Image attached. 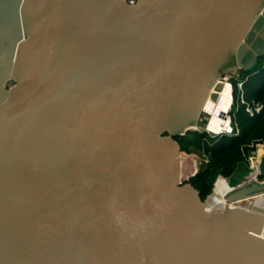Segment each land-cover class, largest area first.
Wrapping results in <instances>:
<instances>
[{
	"label": "water",
	"instance_id": "95a60500",
	"mask_svg": "<svg viewBox=\"0 0 264 264\" xmlns=\"http://www.w3.org/2000/svg\"><path fill=\"white\" fill-rule=\"evenodd\" d=\"M263 3L0 0V264H264V213L232 205L264 180L208 210L179 141L218 135Z\"/></svg>",
	"mask_w": 264,
	"mask_h": 264
},
{
	"label": "trees",
	"instance_id": "16d2710c",
	"mask_svg": "<svg viewBox=\"0 0 264 264\" xmlns=\"http://www.w3.org/2000/svg\"><path fill=\"white\" fill-rule=\"evenodd\" d=\"M239 75L240 81L245 79L244 102H241L240 94L236 93V103L231 112L237 133L212 137L207 132L190 131L179 137L183 151L190 153L193 146L202 149L209 158L190 181L201 192L203 200L212 193L214 181L219 174L232 176L239 163L245 160L251 151L256 150L257 144L264 146V56L253 69L241 70ZM254 100L260 102L263 107L251 114L246 107Z\"/></svg>",
	"mask_w": 264,
	"mask_h": 264
},
{
	"label": "rangeland",
	"instance_id": "374dc122",
	"mask_svg": "<svg viewBox=\"0 0 264 264\" xmlns=\"http://www.w3.org/2000/svg\"><path fill=\"white\" fill-rule=\"evenodd\" d=\"M226 80L228 82H231L232 84V99H233V104L232 107H230V112L228 113V115H230L231 117V112L234 108V105L236 103V93L240 94V100L241 102H244L243 100V81H240V75L239 73L237 74L236 72H232L231 74H226ZM236 82H237V87H236ZM255 102L257 101H252L251 106L255 104ZM209 118H207V116L202 113V115L200 116V120H207L208 121ZM230 125L233 126L232 121L230 122ZM234 128V126H233ZM237 133V130L234 129L233 133H223V134H234ZM223 134H218L215 137H219ZM192 151L190 153H186L185 151H183L184 155L186 158L190 157L192 159H194L195 161H197L198 163V168L201 169V167L207 163L209 161V158L207 155L204 154V152L202 151V149H197L193 146H191ZM262 150V151H261ZM255 152H257L256 154H254ZM185 161V160H184ZM249 172V173H248ZM253 178H257L259 181H263L264 180V146L261 144H257L256 146V150L255 151H251L249 153V155L247 156V158H245V160H243L242 162L239 163L235 173L230 176V177H225L223 179H221V183L226 184L228 186H232V184H235L238 182H242L245 180H252ZM214 194V192L212 191L211 195ZM253 202V199H250ZM255 210L264 213V210L260 207H255Z\"/></svg>",
	"mask_w": 264,
	"mask_h": 264
},
{
	"label": "bare ground",
	"instance_id": "6f19581e",
	"mask_svg": "<svg viewBox=\"0 0 264 264\" xmlns=\"http://www.w3.org/2000/svg\"><path fill=\"white\" fill-rule=\"evenodd\" d=\"M223 81L224 84L219 94L218 101L216 102L208 98L206 99L202 107L203 108L202 113H204L207 116V118H209L205 124L206 129L208 131H213L216 134L226 133V131L231 128L230 126L231 117L230 115H228V113L230 112V107H232L233 104L232 84L226 80ZM183 160H186V157H184ZM240 184L242 183L241 182L236 183L235 181V184H232V186H228L226 184L219 182L217 184L214 194L210 196L209 202L206 205L207 209L213 210L216 208L223 207L227 202L226 201L227 192ZM251 199H253V202L251 201L253 204L252 206L262 207L264 210V194L258 195L255 198H251ZM248 200H250V198Z\"/></svg>",
	"mask_w": 264,
	"mask_h": 264
},
{
	"label": "built area",
	"instance_id": "2783aa9c",
	"mask_svg": "<svg viewBox=\"0 0 264 264\" xmlns=\"http://www.w3.org/2000/svg\"><path fill=\"white\" fill-rule=\"evenodd\" d=\"M261 13H264V3H263V6H262V10H261ZM224 80H226V76L223 78ZM227 81V80H226ZM231 83V82H230ZM263 107V105L260 103V102H255L254 106L252 105H247L246 109L248 112H250L251 114H254V111H258L260 110L261 108ZM231 111V110H230ZM231 121H232V117H231ZM231 126V125H230ZM226 132L228 133H233L234 132V128L233 126H231V128L229 130H227ZM220 134V133H218ZM223 134V133H221ZM224 176L222 174H219L217 177H216V180L214 181V192H215V189L217 187V184L220 182L221 183V179H223ZM254 180L257 179V178H253ZM237 205H250L252 206V202L251 200H245V201H240V202H237V203H233V206H237ZM258 207V206H257ZM262 208V207H260ZM263 209V208H262Z\"/></svg>",
	"mask_w": 264,
	"mask_h": 264
},
{
	"label": "crops",
	"instance_id": "0c3cea01",
	"mask_svg": "<svg viewBox=\"0 0 264 264\" xmlns=\"http://www.w3.org/2000/svg\"><path fill=\"white\" fill-rule=\"evenodd\" d=\"M261 145V144H260ZM243 182H245V181H242L241 183H243Z\"/></svg>",
	"mask_w": 264,
	"mask_h": 264
},
{
	"label": "clouds",
	"instance_id": "9594fccd",
	"mask_svg": "<svg viewBox=\"0 0 264 264\" xmlns=\"http://www.w3.org/2000/svg\"><path fill=\"white\" fill-rule=\"evenodd\" d=\"M240 74V73H239Z\"/></svg>",
	"mask_w": 264,
	"mask_h": 264
}]
</instances>
